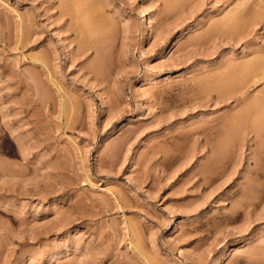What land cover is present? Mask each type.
Instances as JSON below:
<instances>
[{
    "label": "rangeland",
    "instance_id": "obj_1",
    "mask_svg": "<svg viewBox=\"0 0 264 264\" xmlns=\"http://www.w3.org/2000/svg\"><path fill=\"white\" fill-rule=\"evenodd\" d=\"M88 1L0 0V264H264V0Z\"/></svg>",
    "mask_w": 264,
    "mask_h": 264
},
{
    "label": "bare ground",
    "instance_id": "obj_2",
    "mask_svg": "<svg viewBox=\"0 0 264 264\" xmlns=\"http://www.w3.org/2000/svg\"><path fill=\"white\" fill-rule=\"evenodd\" d=\"M73 1L75 2V1H77V0H71V2H73ZM82 1H83V3H79V2H81V1H77V2L79 3V4H78V3L76 2L77 5H75V3L73 2L74 7L71 8V9H73V10H72V13H73L72 16H73V17L71 18V19L73 20V21H72V22H73L72 26H74V28H76V29L79 27V25H80V27H81V25L83 26V24L86 23L85 21L91 20V19L93 18V17L91 16L92 13H90V11L93 12V10H89L88 12H89L90 15H87L88 12L85 11V10H87V9H84V7H85V6L88 7V5H86V4L84 3V0H82ZM87 1H88V0H87ZM234 1H235V0H234ZM242 1H243V0H241V3H242ZM85 2H86V1H85ZM235 2H236V1H235ZM65 3H66V2H65ZM86 3H87V2H86ZM88 3H89V1H88ZM238 3H240V0H239V2L236 3L237 6L239 7L240 4L238 5ZM244 3H246V2H244ZM248 3H249V2H248ZM71 4H72V3H71ZM81 4H83L84 6L81 5ZM90 4H91V3H90ZM232 5H234V4H232ZM250 5H251V4H250ZM255 5H256V4H255ZM82 6H83V8H82ZM89 6H91V5H89ZM241 6H242V4H241ZM243 6H244V8H245V7L248 6V5L246 4V6H245V5H243ZM87 7H85V8H87ZM250 7H251V6H249V9H250ZM255 7H256V6H255ZM81 8H82V9H81ZM236 8H237V7H236ZM244 8H242V12H244V11H243ZM251 8H252V7H251ZM232 9H233V8H232ZM232 9H230V10H232ZM245 9L247 10V8H245ZM253 9H254V8H253ZM80 10H81V11L84 10V11L81 12ZM94 10H95V9H94ZM234 10H235V8L232 10L233 12H232V11L230 12V15L233 14V13H234L233 15H235V13H236L237 15L234 16V18L236 19V17L238 16V14H240V13L242 14V12H240V13L238 12V11H239V8L236 10L238 13H237L236 11H234ZM246 10H245V12H244L243 14L246 13ZM255 10H256V9H255ZM240 11H241V10H240ZM253 11H254V10H253ZM253 11H252V12H253ZM68 12H71V11H68ZM68 12H67V13H68ZM86 12H87V13H86ZM250 12H251V10H250ZM83 13H84V14H83ZM85 13H86V14H85ZM228 13H229V12H228ZM247 13H248V12H247ZM243 14H242L241 16H243ZM251 14H252V13H251ZM251 14H250V15H251ZM253 14H254V12H253ZM230 15H229V16H230ZM247 15H248V14H247ZM89 16H91L92 18L89 19V18H90ZM93 16H94V15H93ZM229 16H228L229 19H228L227 16H226V18L228 19L227 22L230 20V17H229ZM239 16H240V15H239ZM241 16H240V17H241ZM245 16H246V14H245ZM253 16H255V15H253ZM240 17H239V18L237 17L238 20L241 19ZM223 18H224V17H223ZM94 19H96V17H94ZM94 19H93L92 22L90 21L92 24H94V21H95ZM98 19H99V17H98ZM247 19H248L247 21L250 22L251 19H249V18H247ZM96 20H97V19H96ZM232 20H233V19H232ZM232 20L230 21V23L232 22ZM236 20H237V19H236ZM238 20H237V21H238ZM237 21H234V22L238 23ZM84 22H85V23H84ZM95 22H96V21H95ZM218 22H219V21H218ZM218 22H217V23H218ZM222 22H223V23H222ZM225 22H226V19H225ZM241 22H242V21H241ZM241 22H240V23H241ZM245 22H246V18H245L244 23H245ZM70 23H71V22H70ZM217 23H216V25H217ZM220 23H222V25H223V24H224V20H222V21L220 20ZM230 23H229V24H230ZM236 23H235V24H236ZM240 23H238L237 25L240 26V25H241ZM244 23H243V24H244ZM225 24H226V25H229V24H227V23H225ZM233 24H234V23H233ZM239 24H240V25H239ZM243 24H242V26H243ZM85 25H86V24H85ZM85 25H84V26H85ZM88 25H90V24L88 23ZM222 25H218V26L223 27ZM230 26H231V24H230ZM233 26H234V25H233ZM214 27H215V26H214ZM216 27H217V26H216ZM216 27H215V28H216ZM235 27H236V26H235ZM235 27H234V28H235ZM81 28H82V27H81ZM83 28H85V30H86L85 32L89 33V32H88L89 30L87 31L86 27H83ZM219 28H220V27H219ZM228 29H229V28H228ZM235 29H236V28H235ZM237 29H238V28H237ZM218 30H219V29H218ZM231 30H232V29H231ZM78 31H79V30H78ZM81 32H82V31H79V36L82 35ZM79 36H78V37H79ZM87 37H89V35H88ZM85 38H86V37H85ZM80 39H81V38H80ZM86 40H87V39H86ZM86 42H88V41H86ZM91 42H93V41H91ZM79 43H80V42H79ZM82 43H83V42H82ZM84 44H85V43H84ZM78 46H79V47H78V49H77V51H76V54H78V55L81 56V54L84 53V51H83L84 48L81 49V47H83L84 45L82 44V46H81V44H78ZM89 46H90V45H89ZM92 46H93V45H92ZM86 47H87V45H86ZM86 47H85V49H86ZM87 48H88V47H87ZM88 49H89V48H88ZM85 51H86V50H85ZM77 52H78V53H77ZM80 56H79V57H80ZM33 60H34L33 62H35V63H40L39 66L42 65V66L44 67V66L47 65V68H46V69L49 68V67H48L49 65L46 64V62L49 63L47 60H46V62H45V61H43L42 59H40V57H38V58L36 57V58L33 59ZM44 60H45V59H44ZM95 62H96V61H95ZM252 63H253V62H252ZM255 63L257 64V63H259V62L255 61ZM51 64H52V62H51ZM51 64H50V65H51ZM94 64H96V63H94ZM247 64L249 65V62H248ZM256 64H254V66H253V64H252V65L250 64L249 66H252V67H255V66H256V67H257L258 65H256ZM260 64H261V63H260ZM260 64H259V65H260ZM37 65H38V64H37ZM54 65H55V64H54ZM54 65H52V67H53ZM96 65H97V64H96ZM245 65H246V64H245ZM249 66H248V70L250 69V71H248V73L251 72V73H249V76H251V74H252L251 78H252L253 76H254V77H257L258 80L256 79V83H257L258 81H261V80L264 78V72H261V73H260L259 71H257L259 68H258V69H257V68H256V69H255V68L252 69V68H249ZM52 67H50L49 69H52ZM93 67H94V65L92 64V68H93ZM241 67H242V68H245L244 66H241ZM258 67H259V66H258ZM44 68H45V67H44ZM53 68H54V67H53ZM90 68H91V67H90ZM94 68H95V67H94ZM263 68H264V67H263ZM245 69L247 70V68H245ZM234 70H235V69H234ZM237 70H239V72L241 71L240 69H237ZM237 70H235V71L238 72ZM231 71H233V69H232ZM244 71H245V70H244ZM236 72H234V73H236ZM257 72H259V73H257ZM234 73H233V74H234ZM243 73H244V72H243ZM246 74H247V73H246ZM246 74H245V76H246ZM242 75H243V74H242ZM247 75H248V74H247ZM243 76H244V75H243ZM235 77H236V75H235ZM227 79H228V78H227ZM223 81H225V79H224ZM228 81H230V80L228 79ZM251 82H253V81H251ZM254 82H255V81H254ZM226 83H227V82H226ZM228 83H230L229 85L232 84L231 81L228 82ZM228 83H227V84H228ZM248 83H249V82H248ZM237 84H238V82H237ZM223 85L225 86L224 83L222 84V86H223ZM233 85L235 86V84H233ZM241 85H242V84H241ZM227 86H228V85H227ZM227 86H225V88H226ZM234 86H233V89H234ZM239 87H241V86H239ZM242 87H243V85H242ZM242 87H241V88H242ZM220 88H221V87H220ZM235 88H237V85H236ZM227 89H228V87H227ZM230 89H231V88H230ZM230 89L227 90V91H230ZM224 90H226V89H224ZM263 90H264V88H262V91L260 90L261 92H260V91L258 92V95H259V93H261V95H262V94L264 93ZM222 91H223V90H221L220 92H222ZM227 91H225V92H227ZM257 91H258V90H257ZM237 93H238V92H237ZM222 94H224V93H222ZM222 94H220V95H222ZM226 94H227V93H226ZM253 95H254V94H253ZM261 95H260V96H257L256 99H255V96H256V95L254 96V99H253V97L251 96V97H252V98H251V99H252V103H251V100H250V103H247V104L250 105V107L248 106L250 109H249V108L246 109V110H243V109H242V111H244V113L247 112V111H250V113L247 112V113H248V114H247V119H246V117H245L246 121L244 122V123H245L244 127L247 125L246 128L249 126V124H247V120H248V117L251 118L250 115H252V116H253V119H256V120H257V119H260L262 116H264V115H263V114H264L263 112H262V114H260L261 111L259 112V114L256 113V111H258V110H256V106H257V105H258V106L261 105V106H259V107H261V108L264 107V95H262V96H261ZM218 96H219V95H218ZM60 97H61V96H60ZM222 97H223V95H222ZM230 98H231V97H230ZM71 99H72V98H71ZM71 99H67V98H64V97H63V99L61 100V103H62L61 108H62V109H61V111H60V114H61L62 116H63L64 113H66L65 111H66L67 106L69 105V103H71ZM217 99H218V98H217ZM235 99H236V98H235ZM254 100H257V102L254 101ZM248 102H249V101H248ZM247 104H246V105H247ZM70 105H71L72 108H74V107L72 106V104H70ZM70 105H69L68 107H70ZM74 106H75V105H74ZM262 106H263V107H262ZM69 109H70V108H69ZM244 109H245V108H244ZM257 109H260V108L257 107ZM71 110H72V109H71ZM68 111H69V110H67V112H68ZM262 111H264V110H262ZM240 113H242V112H240ZM244 113H243V114H244ZM254 113H256L257 115H259V118L257 117L256 114H255L256 116H254ZM238 114H239V113H238ZM238 114L235 115V116L237 117ZM245 114H246V113H245ZM245 114H244V115H245ZM244 115H242V116H244ZM260 116H261V117H260ZM232 117H233V116H232ZM254 117H255V118H254ZM240 118H241V116H240ZM240 118H239V119H240ZM242 118H244V117H242ZM262 118H264V117H262ZM233 119H235V118H233ZM245 119H244V120H245ZM253 119L251 118V121H253V123L251 122V123H252V125L250 126L251 128H250V127H248V128H249V130H251L252 132L254 131V133L256 134V137H258V135H259L260 132H261V131H259V130H262V129L264 130V127H263L262 129H261V128H258V131H256V124L258 123L259 125L263 126L262 123L260 124V121L262 122L263 120L261 119L259 122L257 121V123H256V121L253 120ZM238 121H239V120H238ZM238 121H237V122H238ZM241 121H242V119H241ZM241 121H240V122H241ZM248 121L250 122V119H249ZM232 122H233V120H232ZM240 122H239V123H240ZM249 122H248V123H249ZM263 122H264V121H263ZM234 123H235V122H234ZM234 123H232V124H234ZM251 123H250V124H251ZM234 125H235V128H236V124H234ZM234 125H233V126H234ZM238 125H239V124H238ZM238 125H237V128H238ZM241 125H242V123H241ZM210 126H211V125H210ZM213 126H214V125H213ZM230 126H231V124H230ZM214 127H215V126H214ZM244 127H243V128H244ZM258 127H259V126H258ZM208 128H209V127H208ZM212 128H213V127H212ZM204 129H206V128H204ZM204 129L202 128V129H200V130H204ZM214 129H216V128H214ZM232 129H233V128H232ZM200 130H199V131H200ZM206 130H207V129H206ZM212 130H213V129H212ZM236 130H237V129H236ZM247 130H248V129H247ZM201 132H204V131H201ZM205 132H206V131H205ZM257 132H258V133H257ZM206 133H207V132H206ZM261 133L264 135L263 132H261ZM199 134H200V133H199ZM201 134H202V133H201ZM230 134H231V133H230ZM209 135H211V134H209ZM223 135H224V134H223ZM227 135H228V134H226V137H227ZM224 136H225V135H224ZM259 136L261 137V134H260ZM206 137H207V136H206ZM229 137H230V136H229ZM229 137H227V138H229ZM198 138H199V137H198ZM221 138H223V136H222ZM227 138H226V139H227ZM226 139L224 140L225 142H226ZM228 140H229V139H227V141H228ZM224 141H223V143H224ZM220 142H222V141H220ZM206 143H207V142H206ZM215 144H216V143H215ZM221 144H222V143H221ZM216 145H218V144H216ZM219 146H220V145H219ZM209 147H210V146H209ZM222 147H224V146H221V148H222ZM132 226H133V224H132ZM135 231H136V230H135ZM135 231H134V232H135ZM138 232H139V231H138ZM138 232H137V233H138ZM135 233H136V232H135ZM135 236H136V234H135ZM138 236H139V235H138ZM138 236H137V237H138ZM137 237H136V238H137ZM134 238H135V237H134ZM134 241H135V240H134ZM137 241H138V240H137ZM133 244H134V246H133L132 248L137 249L136 252H137V251L139 252V250H140V247H139V246H140V245L136 244V242H135V243L133 242ZM141 248H142V247H141ZM134 249H133V250H134ZM143 252H144V251H143ZM143 252H142V253H143ZM143 254H144V253H143ZM222 257H223V256H221L220 259H221ZM147 259H149V258H147ZM149 261H150V259H149ZM150 264H153V263H150Z\"/></svg>",
    "mask_w": 264,
    "mask_h": 264
}]
</instances>
